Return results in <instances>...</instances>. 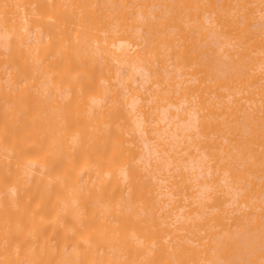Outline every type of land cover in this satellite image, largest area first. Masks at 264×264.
Wrapping results in <instances>:
<instances>
[{"label": "bare ground", "instance_id": "6f19581e", "mask_svg": "<svg viewBox=\"0 0 264 264\" xmlns=\"http://www.w3.org/2000/svg\"><path fill=\"white\" fill-rule=\"evenodd\" d=\"M0 264H264V0H0Z\"/></svg>", "mask_w": 264, "mask_h": 264}, {"label": "rangeland", "instance_id": "374dc122", "mask_svg": "<svg viewBox=\"0 0 264 264\" xmlns=\"http://www.w3.org/2000/svg\"><path fill=\"white\" fill-rule=\"evenodd\" d=\"M167 2H169V3H171L170 1H167ZM197 3H198V0H188V6L190 7V8H196L197 7ZM188 14V13H187ZM193 17V16H192ZM164 22H166V21H164ZM174 27V26H173ZM168 28H170V27H168ZM174 28H176V27H174ZM173 29V28H172ZM177 30H178V28H176ZM168 30V29H167ZM171 30V29H170ZM172 31V30H171ZM173 32H174V30H173ZM178 32V31H177ZM170 33H172V32H170ZM179 34H180V32H178ZM199 34V33H198ZM176 35H178V34H176ZM197 35V34H196ZM192 37H194L195 38V35H193Z\"/></svg>", "mask_w": 264, "mask_h": 264}]
</instances>
